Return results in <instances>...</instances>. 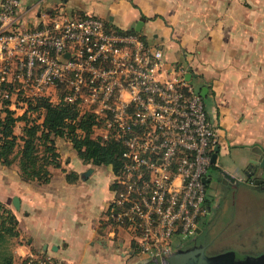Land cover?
I'll list each match as a JSON object with an SVG mask.
<instances>
[{
  "label": "built area",
  "instance_id": "1",
  "mask_svg": "<svg viewBox=\"0 0 264 264\" xmlns=\"http://www.w3.org/2000/svg\"><path fill=\"white\" fill-rule=\"evenodd\" d=\"M21 0H0V83L91 115L103 140L123 146L106 217L138 251L166 264L195 242L211 207L207 178L218 145L204 97L187 78L190 63L167 61L161 46L120 33L100 16L62 11L21 28ZM3 96L8 97L5 91ZM27 264H65L51 255Z\"/></svg>",
  "mask_w": 264,
  "mask_h": 264
},
{
  "label": "crops",
  "instance_id": "2",
  "mask_svg": "<svg viewBox=\"0 0 264 264\" xmlns=\"http://www.w3.org/2000/svg\"><path fill=\"white\" fill-rule=\"evenodd\" d=\"M21 2V28L41 25L59 11L73 17L93 14L111 28L134 29L148 45L161 46L167 61L190 63V80L200 93L207 89L204 101L219 138L217 165L241 180L249 160L264 154V0ZM11 107L18 116L26 109L23 103ZM23 128L19 121L16 133ZM55 142L61 167H50L48 183L26 181L18 166L0 162V201L19 221L15 264L34 255H51L65 264H155L127 231L107 220L113 166L86 163L70 141L58 137ZM222 158H228V166ZM219 173L215 166L209 170L210 196L224 188L216 183ZM16 196L20 208L14 206Z\"/></svg>",
  "mask_w": 264,
  "mask_h": 264
},
{
  "label": "trees",
  "instance_id": "3",
  "mask_svg": "<svg viewBox=\"0 0 264 264\" xmlns=\"http://www.w3.org/2000/svg\"><path fill=\"white\" fill-rule=\"evenodd\" d=\"M112 29L123 34L137 33L134 29L126 32ZM15 88L14 84L0 83V162L3 165L18 166L26 181L48 183L52 175L50 167H61L55 142L61 137L72 143L84 162L112 165L114 172H118L123 146L112 138L103 140L95 130L96 122L91 115H81L72 105L54 104L48 97L32 99L19 95L15 104L23 103L26 109L18 116L11 107ZM5 91L8 97L2 95ZM19 121L24 122L21 134L15 131ZM210 201L207 196L208 206ZM19 235L17 216L0 201V264H15L13 246ZM29 259H24L22 264H27Z\"/></svg>",
  "mask_w": 264,
  "mask_h": 264
},
{
  "label": "rangeland",
  "instance_id": "4",
  "mask_svg": "<svg viewBox=\"0 0 264 264\" xmlns=\"http://www.w3.org/2000/svg\"><path fill=\"white\" fill-rule=\"evenodd\" d=\"M221 163L228 166V158H222ZM240 177L245 178L243 174ZM207 187L211 188V182ZM210 195L207 192L212 211L205 226L200 225L203 229L200 239L209 244L208 251L233 249L250 255L264 253V188L241 186L235 197L231 189L223 188L217 196Z\"/></svg>",
  "mask_w": 264,
  "mask_h": 264
},
{
  "label": "water",
  "instance_id": "5",
  "mask_svg": "<svg viewBox=\"0 0 264 264\" xmlns=\"http://www.w3.org/2000/svg\"><path fill=\"white\" fill-rule=\"evenodd\" d=\"M144 19L137 25V30L140 31V26ZM192 76L191 73L187 74V78L190 79ZM202 90V96L205 97V91ZM220 153V146L215 147V151L212 155V164L217 168L222 175L225 182L228 183V180L235 181L237 184L239 179L230 175L225 171L221 166L217 165L218 157ZM251 163L255 164L258 161L260 165L264 168V154L260 152L257 159H251ZM211 178H206L204 181L208 184ZM216 180H219V177H216ZM14 206L20 208V200L16 196L13 200ZM207 245L204 243L193 242L188 246L177 248L169 257L166 264H264V253L260 255H250L247 253H241L239 251L230 249L216 254H209L206 251Z\"/></svg>",
  "mask_w": 264,
  "mask_h": 264
},
{
  "label": "flooded vegetation",
  "instance_id": "6",
  "mask_svg": "<svg viewBox=\"0 0 264 264\" xmlns=\"http://www.w3.org/2000/svg\"><path fill=\"white\" fill-rule=\"evenodd\" d=\"M250 160H249L247 166L242 171V174L244 175L245 178H243L241 180L239 179L238 184L235 181H231V180H228V183H226L223 177H219V180L216 181V183L222 184V186L224 188L231 189L233 191L234 197L236 196V193L239 191L241 186H245L248 188H257V189L261 188V189H263L264 188V168L260 165L259 161L255 164H253V163H251ZM200 237L197 238L196 242L206 244L207 245V248H206L207 253L216 254V253H210L208 251L209 244L207 242H205L204 240H201ZM228 250H230V249H228ZM217 253H219V252H217Z\"/></svg>",
  "mask_w": 264,
  "mask_h": 264
}]
</instances>
